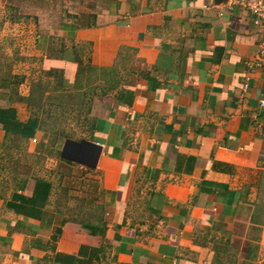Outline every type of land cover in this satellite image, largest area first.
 <instances>
[{
  "label": "crops",
  "instance_id": "crops-1",
  "mask_svg": "<svg viewBox=\"0 0 264 264\" xmlns=\"http://www.w3.org/2000/svg\"><path fill=\"white\" fill-rule=\"evenodd\" d=\"M82 1L60 17L16 10L34 9L19 24L40 56L63 43L70 61L120 77L94 97L89 136L68 138L100 147L98 162L62 157V181L0 158V264H243L264 251V29L230 0ZM9 107L33 117L2 87ZM38 132L0 122V152Z\"/></svg>",
  "mask_w": 264,
  "mask_h": 264
},
{
  "label": "rangeland",
  "instance_id": "rangeland-1",
  "mask_svg": "<svg viewBox=\"0 0 264 264\" xmlns=\"http://www.w3.org/2000/svg\"><path fill=\"white\" fill-rule=\"evenodd\" d=\"M19 2L27 3V7L33 6L36 2L47 6L53 4L54 9L58 8L57 13L60 17L67 9L65 6L79 8L83 5V1L0 0V84L14 90L16 98L25 102L32 116L40 118L43 124L42 130L36 136L37 143L30 146V142L26 140L13 142L8 151L0 152L2 155L0 158L3 159L5 156L9 159L6 162L16 165L15 173L29 175L34 165L33 167H40L41 172L46 176H49V171L50 174L57 171L63 181L66 165L62 161L61 152L66 138L79 139L89 136L94 97L106 94L103 85L108 83L111 85L120 77H115L112 69L105 71L85 66L79 68L78 72L76 68V76L73 79L67 78L66 73L70 68L66 63L53 66L48 57L39 55L37 47L33 45L32 35L25 37L19 22L34 23V18L37 19V16L34 15V9H28L27 12L30 10L32 12L27 13L26 16L23 13L19 14L16 10ZM43 5L37 6L35 11L44 10ZM41 14L44 19L47 13L43 11ZM53 55H56V52ZM18 91H25L26 94L19 96ZM23 97L25 100H22ZM21 154L24 156L22 157ZM24 160L26 163L23 162ZM57 177V175L54 177L56 184H58ZM63 184L60 183L57 189L65 193ZM75 195L68 199L70 207L80 204L79 200L82 196ZM91 215L97 217V212ZM83 221L97 222V218ZM259 253V250L249 252L243 264H264V251ZM94 264H115V262L111 255L104 254L102 259L99 261L97 259Z\"/></svg>",
  "mask_w": 264,
  "mask_h": 264
},
{
  "label": "trees",
  "instance_id": "trees-1",
  "mask_svg": "<svg viewBox=\"0 0 264 264\" xmlns=\"http://www.w3.org/2000/svg\"><path fill=\"white\" fill-rule=\"evenodd\" d=\"M49 49H50L49 55L46 57H48L49 59L58 60V65L66 63L70 68L69 72L66 73L67 78L73 79L76 76L75 75L76 68L78 72V69L81 67L82 68L85 66L92 67L90 65L78 61L76 59L77 57L76 54H75V59H73V61H70V55L65 53L63 43H59L56 45L51 44ZM55 52L56 55H53V53ZM2 87H8V86L1 84L0 88ZM22 100H25V98L23 97ZM0 122L5 127L7 134H15V135L20 134L25 138L33 137L36 132L42 130V126H43L42 120L38 117H30L26 121H21L20 119L17 118L15 109L13 107L0 109ZM57 232H59V229H57ZM54 237L56 238V236Z\"/></svg>",
  "mask_w": 264,
  "mask_h": 264
},
{
  "label": "water",
  "instance_id": "water-1",
  "mask_svg": "<svg viewBox=\"0 0 264 264\" xmlns=\"http://www.w3.org/2000/svg\"><path fill=\"white\" fill-rule=\"evenodd\" d=\"M95 146L97 145L94 143L88 142L84 139L80 141L66 139L64 143V147L62 149V157L66 159L74 160L77 162H82L83 156H85L87 153L88 154L90 153L91 160L88 161L86 164L89 166L95 167L98 162V158L100 155V149H101L100 147H98V151L95 152V150H93L96 148ZM87 147H92V149H89ZM78 154L80 156H78Z\"/></svg>",
  "mask_w": 264,
  "mask_h": 264
},
{
  "label": "built area",
  "instance_id": "built-area-1",
  "mask_svg": "<svg viewBox=\"0 0 264 264\" xmlns=\"http://www.w3.org/2000/svg\"><path fill=\"white\" fill-rule=\"evenodd\" d=\"M231 6H239L249 11L254 16L256 25L264 29V0H230ZM258 64L264 58V47L259 51ZM33 143L37 142V138L32 139Z\"/></svg>",
  "mask_w": 264,
  "mask_h": 264
}]
</instances>
